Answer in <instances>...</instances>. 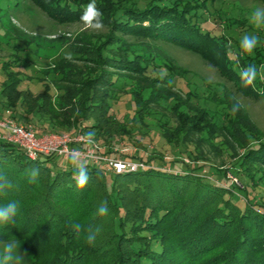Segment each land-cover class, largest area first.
Instances as JSON below:
<instances>
[{"label": "trees", "instance_id": "1", "mask_svg": "<svg viewBox=\"0 0 264 264\" xmlns=\"http://www.w3.org/2000/svg\"><path fill=\"white\" fill-rule=\"evenodd\" d=\"M30 1L59 25L87 24L81 20L87 0ZM206 1L95 0L105 32L81 33L69 53L56 55L58 59L42 69L52 75L56 94L46 82L40 93L20 89V72H8L1 96L17 122L32 121L26 124L38 134L43 130L35 119L55 132H94L102 155L147 164L143 170L116 174L87 163L89 182L77 189L72 164L58 163L56 155L31 159L19 145L0 139V172L18 186L0 196V205L9 200L20 204L16 225H0V243L22 241L31 257L25 264H264V132L239 104L224 97L213 100L228 111L223 123L214 120V109L192 101L191 92L182 99L171 82L184 68L158 45L202 55L241 94L264 98V46L259 44L249 55L236 44V60L231 59L233 41L200 26ZM231 19L229 25L243 23ZM18 58L14 55L4 69ZM234 63L244 69L257 67L252 85H243ZM151 67L165 69L166 75L150 76ZM122 90L130 98L132 115L117 117L111 110ZM156 114L168 141L192 147L190 162H167L140 151L147 149L141 139L147 134L136 125L154 120ZM214 134L221 137L219 144L241 151L234 150L237 160L229 168L206 163L204 145L221 148L211 143ZM33 167L40 169V177L29 183L26 170ZM202 169L209 172L203 174ZM210 174L219 179L230 174L236 182L230 179L223 186L208 178ZM101 201L108 203L107 216L96 215ZM75 223L101 227L93 245L85 242L84 231L73 230Z\"/></svg>", "mask_w": 264, "mask_h": 264}, {"label": "rangeland", "instance_id": "2", "mask_svg": "<svg viewBox=\"0 0 264 264\" xmlns=\"http://www.w3.org/2000/svg\"><path fill=\"white\" fill-rule=\"evenodd\" d=\"M0 116L5 115L7 110L13 111L7 108L4 98L1 96V83L7 79L8 72L19 71L20 72V89L31 90L33 93H40L43 91V83L46 82L50 86V93L56 94L57 91L53 87L52 75H45L42 73V69L50 62L56 59V55H65L69 53V46L75 44L76 37L81 33L90 35H100L105 32L104 28L101 30H93L88 24L85 23H71L66 25H59L50 19L42 10L33 5L30 0H0ZM202 1V0H200ZM207 8L202 9L201 12V27L202 30H208L212 35L221 36L232 40L233 44L228 49V56L235 59V55L238 52L236 44L240 45L241 38L248 33H255L260 37V45L264 46V28L255 29L250 23L248 16L252 9L257 6L264 7V3L260 0H208ZM88 4V0L83 2ZM219 9V10H218ZM216 11V12H215ZM219 13L220 16L217 14ZM227 18L241 19L242 24L229 25ZM232 20V19H231ZM12 24H11V23ZM10 24V25H9ZM158 45L168 54L172 56L175 61L184 68L183 73L180 76H176L173 79L172 89L178 92L180 97L184 100L192 93L191 99L200 106L207 105L210 109H214V120H219L220 123L224 122V119L228 111L221 109L223 103L214 102V97H224L225 101H232L239 104L243 108L256 126L264 132V98L249 97L241 94L239 90L224 78L210 63L206 62L202 55L196 54L192 51L185 50L183 48L159 42ZM141 45H136L137 49H140ZM17 55L18 61L7 66V70L4 69V63H11L13 56ZM159 56V55H158ZM236 60V59H235ZM157 62H159L157 60ZM233 70L242 74L243 67L234 63ZM150 76H155L159 73H166L165 69L150 68ZM261 78L264 77V66L260 68ZM264 79V78H262ZM233 82H235L233 80ZM224 95L222 96L221 94ZM230 97V98H228ZM130 98L125 90H122L117 98V102H114L112 112L117 117H122L123 114L132 115L129 108ZM227 106V105H226ZM165 109L157 108L158 112H163ZM159 114V113H157ZM155 115L154 120H147L146 124H137L136 128L142 132H146V136H141L142 141L145 143V148L140 151L144 154L153 153L163 157L167 162L176 160L183 162H190L191 158L188 157L192 150L190 145H185L182 141L177 144L170 142L163 135L162 128L157 124V120L161 118L160 115ZM34 115L31 114L32 119ZM30 117V118H31ZM27 119V118H26ZM223 119V120H222ZM128 120V119H127ZM126 122H129L127 121ZM23 121L22 123H28ZM37 124L39 131L43 133H57L67 134L71 133L70 129H61L55 132L57 129L48 127L47 124L42 123V120H34ZM33 122V123H34ZM39 122V123H38ZM29 123H32L30 121ZM174 118H171L170 125L174 126ZM46 126V130L45 129ZM219 135L214 134L211 138V143L214 146H220L218 149H211L204 145L205 155L208 157L206 163L213 165L215 169H223L231 167L237 159L234 155L241 153L239 148H235L232 151L229 150L223 144H219ZM94 139V138H93ZM95 141V140H94ZM96 142V141H95ZM238 155V154H237ZM55 160L62 164H71L69 158L54 157ZM85 164L91 162L82 160ZM73 166V165H72ZM97 168L102 167L105 169L102 163L97 164ZM208 167H206L207 169ZM209 169V168H208ZM203 174L205 172L203 169ZM113 177L115 175H112ZM208 178H213L216 183H221L223 186L230 184V179L236 182L230 174L227 175L228 179H219L213 174L207 175ZM242 179V176L238 177ZM108 181L112 179L111 175H107ZM2 244V243H0ZM18 251L21 255H24L22 264L30 262V254L25 250L22 241H17Z\"/></svg>", "mask_w": 264, "mask_h": 264}, {"label": "clouds", "instance_id": "3", "mask_svg": "<svg viewBox=\"0 0 264 264\" xmlns=\"http://www.w3.org/2000/svg\"><path fill=\"white\" fill-rule=\"evenodd\" d=\"M248 19L255 29L264 28V7L257 6L249 13ZM81 20L86 22L93 30H101L103 28L102 13L97 8L95 0H89V3L85 6V10L81 16ZM260 37L255 33L245 34L240 40V48L243 52L251 55L257 46L260 44ZM258 70L255 65H249L242 72V82L245 87L252 85L257 77ZM166 73L161 74V78ZM264 78V77H262ZM238 110V105L233 108V114ZM94 132L87 133L85 140L91 145L94 142ZM70 162L73 165L74 179L76 181L77 189H84L89 182V173L85 163L81 159V153L78 149H73L70 153ZM29 183H36L40 177V169L33 167L26 170ZM18 186L3 172H0V196H7L9 192L17 189ZM20 211V204L17 200H9L6 204L0 205V225H16V218ZM108 203L107 201H101L96 215L107 216L108 215ZM72 228L77 233L85 232V242L88 245H93L96 242L97 237L101 233V227L97 226H85L81 223H75ZM16 241H8L0 244V264H22L24 255H21L18 251Z\"/></svg>", "mask_w": 264, "mask_h": 264}, {"label": "built area", "instance_id": "4", "mask_svg": "<svg viewBox=\"0 0 264 264\" xmlns=\"http://www.w3.org/2000/svg\"><path fill=\"white\" fill-rule=\"evenodd\" d=\"M0 130V139L19 145L31 159L49 155L69 158L71 151L78 149L82 160L96 164L102 163L108 172L120 174L143 170L147 167V164L141 160L102 155L100 145L95 141L89 145L85 140L86 135L81 132L75 134H38L32 125L17 122L10 110H7L5 115L0 116Z\"/></svg>", "mask_w": 264, "mask_h": 264}, {"label": "crops", "instance_id": "5", "mask_svg": "<svg viewBox=\"0 0 264 264\" xmlns=\"http://www.w3.org/2000/svg\"><path fill=\"white\" fill-rule=\"evenodd\" d=\"M0 133H1V130H0Z\"/></svg>", "mask_w": 264, "mask_h": 264}]
</instances>
